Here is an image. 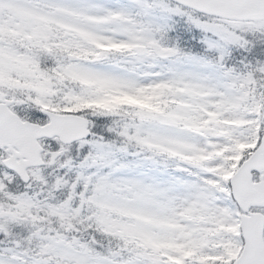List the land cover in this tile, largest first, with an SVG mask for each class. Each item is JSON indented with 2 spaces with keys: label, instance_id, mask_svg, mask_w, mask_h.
<instances>
[{
  "label": "snow or ice",
  "instance_id": "obj_1",
  "mask_svg": "<svg viewBox=\"0 0 264 264\" xmlns=\"http://www.w3.org/2000/svg\"><path fill=\"white\" fill-rule=\"evenodd\" d=\"M0 264H264V0H0Z\"/></svg>",
  "mask_w": 264,
  "mask_h": 264
}]
</instances>
